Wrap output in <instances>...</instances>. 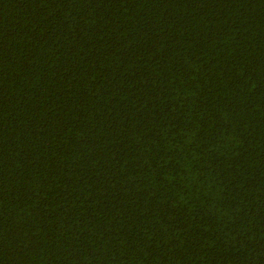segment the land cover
I'll return each mask as SVG.
<instances>
[{
    "label": "trees",
    "instance_id": "trees-1",
    "mask_svg": "<svg viewBox=\"0 0 264 264\" xmlns=\"http://www.w3.org/2000/svg\"><path fill=\"white\" fill-rule=\"evenodd\" d=\"M0 264H264V0H0Z\"/></svg>",
    "mask_w": 264,
    "mask_h": 264
}]
</instances>
